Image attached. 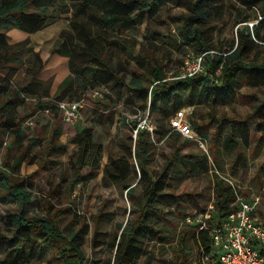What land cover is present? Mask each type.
<instances>
[{
	"label": "rangeland",
	"instance_id": "374dc122",
	"mask_svg": "<svg viewBox=\"0 0 264 264\" xmlns=\"http://www.w3.org/2000/svg\"><path fill=\"white\" fill-rule=\"evenodd\" d=\"M209 1L213 6L211 17L198 26L207 46L218 51L224 43L236 39V28L240 25L235 24V17L240 2ZM37 2L41 9L31 6L27 12L37 11L46 20L47 25L38 32L25 34L0 22L3 41L0 42V171L8 172L14 161L24 158L16 170V179H21L24 171L28 174L26 186L32 199L24 208L27 216L53 218L64 234L78 236L86 264H113L115 238L126 222L137 216L148 183L139 180L136 160L125 150L133 136L130 123L148 117L155 127L150 136L149 177L169 163V178L156 203L157 211L135 238L140 252L126 264H199L200 244L193 236L196 220L188 224L185 219L197 218L213 204L215 175L231 181L240 198L258 197L256 216L264 223V147L258 148L253 143L246 155L247 166L234 176L230 170V151L221 148L219 123L212 121L226 117L247 122L253 139H258L255 108L264 103V86L252 87L243 77L244 85L237 92L235 103L202 105L192 112L181 109L190 123L194 121L201 127L203 147L178 135L167 136L170 120L164 121L148 108H141V92L155 84L151 70L161 67L166 80L171 81L200 57L180 40V16L189 13L192 0H162L153 14H144L135 27L126 30L102 22L108 14L120 17L133 14L126 8L108 10L107 0H88L86 4L83 0ZM83 31L88 33L93 47L104 54L110 67L119 70L121 84L106 81L104 74L89 68L98 65L85 56ZM53 48L56 49L52 51ZM4 57H9L8 61ZM136 57L147 58L150 64H137ZM262 61L264 53L257 59ZM42 65L41 73L35 76ZM204 71L201 75L207 77ZM220 76L217 73L212 83L220 85ZM134 80H138V87L132 84ZM50 100L54 103L49 108H37L39 102L49 104ZM58 101L79 102L82 106L79 119L65 122L56 108ZM6 120L17 126L10 128ZM56 129L60 134L53 144L60 149L49 150ZM88 137L102 148L99 168L92 175L86 167L75 166L79 141ZM110 157L121 158L135 169L137 179L132 186L135 199H128L124 189L111 179L109 185H104ZM204 160L207 171L198 164ZM20 210L17 202L0 201V227L4 226L5 211ZM186 233V242L181 244L180 239ZM68 249L62 245L54 256V249L47 247L34 260L18 264H78L64 260ZM200 260L201 264H207L202 257ZM0 264L13 263L0 256Z\"/></svg>",
	"mask_w": 264,
	"mask_h": 264
},
{
	"label": "trees",
	"instance_id": "16d2710c",
	"mask_svg": "<svg viewBox=\"0 0 264 264\" xmlns=\"http://www.w3.org/2000/svg\"><path fill=\"white\" fill-rule=\"evenodd\" d=\"M162 0H107L110 11L115 8H126L129 12H133L128 17H120L108 14L102 19L105 25H116L118 29L126 30L136 26L139 19L144 14H153ZM88 0H83L86 4ZM241 5L248 9H256L259 12L260 21L256 26L250 28L244 25L242 28H236V39H232L228 43H224L218 51H214L207 46L201 27L198 26L201 22H206L210 19L213 6L209 0H192L187 15L180 16L182 27L180 28V40L184 45L191 48L197 56H202L203 71L206 70L207 77H203L197 73L191 77L176 78L167 81L164 77L161 67H156L151 70L153 77V87L145 88L141 92V108L149 109L153 113L160 115L166 121L171 120L177 112L181 111L184 106L185 97L190 93L187 101L192 102L198 97V86L204 87L201 97L204 98L213 96H223L232 98L234 95V82L239 72L264 71V64H256L254 62L244 61L253 49L256 41L264 39L260 36V31L264 29V0H240ZM41 9V4L37 0H0V22L12 25L20 32L25 34L36 33L45 28L46 20L39 13H28L27 7ZM260 7V8H259ZM45 11V9H44ZM39 12V11H38ZM235 17V24L247 23V17ZM62 34V33H61ZM60 34V35H61ZM86 40V48L84 49L85 56L91 62H95L98 66L89 67L90 69L104 74L108 80L118 81L121 84L118 69L110 67L101 51H97L93 47L92 41L86 31H83ZM2 35H0V42ZM4 44V43H3ZM6 46V45H4ZM56 48H53L55 50ZM39 54L36 55L37 63L40 62ZM147 58L136 57L137 64H150ZM89 61V60H88ZM36 63V64H37ZM90 63V62H89ZM100 67V69H97ZM150 67V65H149ZM43 69V65L39 67L35 76H38ZM205 72V71H204ZM219 73L220 85L213 84L212 79ZM34 76V77H35ZM108 83V82H105ZM31 84V83H30ZM28 84V86L30 85ZM136 87L139 86L138 80L132 81ZM19 97L20 94L16 93ZM150 105L147 106V103ZM54 103L53 100L48 103L39 102L37 108L50 107ZM55 110H57L55 108ZM10 128L16 127V123L5 121ZM137 121L130 123L131 131L136 129ZM170 124V121H169ZM193 130L199 135V128L191 123ZM264 130V129H262ZM59 130H53L54 136L51 140L52 150L60 148L53 143L59 136ZM169 135H179V133L171 128L165 132ZM150 134L147 131H138L135 140L131 136L129 143L125 146L126 153L129 157H134L139 173V180H148L147 189L144 201L139 204V212L137 216L128 220L121 230V234L116 236L115 254L113 264H126L132 259L136 252H140V248L136 244L135 238L142 228L146 225L155 213L156 203L167 186L166 180L168 177L169 163H166L162 170L149 177L147 164L149 163L150 155ZM203 138L202 135H199ZM80 142L79 152L75 163L76 168L81 169L86 167L89 175L97 172L99 168V159L102 148L100 145H95L90 137L83 138ZM24 158L20 157L12 163L8 172L0 171V201L2 203L17 202L21 206L20 211H5L2 217V225L0 227V256H4L13 264H18L21 261H32L37 254L44 248L51 247L54 249V256L57 254V249L62 245L69 247L66 254L63 256L65 261L77 262L78 264H86L85 257L81 250V244L78 236L70 237L63 233L59 228L57 221L53 218L42 216H27L24 213V208L31 203V193L27 188L28 174L24 171L21 179H16V170L22 166ZM202 170L206 171V165H200ZM109 179L116 186L124 189L126 197L130 200L135 199L133 184L136 181V171L127 161L121 158L110 157L109 165L105 169L103 177L104 185H109ZM236 195L232 188L222 179L214 181L213 186V212L211 220L205 221L207 229L220 224L230 214L235 212ZM134 212V211H133ZM206 213L204 211L202 214ZM194 238L200 244V253H198V262L201 264L200 257L204 259L211 249V241L207 229H199L200 225L196 226ZM187 239L183 236L180 239L181 244H185ZM213 264V263H207ZM215 264V263H214Z\"/></svg>",
	"mask_w": 264,
	"mask_h": 264
},
{
	"label": "built area",
	"instance_id": "2783aa9c",
	"mask_svg": "<svg viewBox=\"0 0 264 264\" xmlns=\"http://www.w3.org/2000/svg\"><path fill=\"white\" fill-rule=\"evenodd\" d=\"M202 56L197 57L187 71L176 78L191 77L203 71ZM175 78V79H176ZM81 105L79 102L58 101L56 108L62 112L63 120L67 123L79 119ZM154 126L148 117L137 120L136 129L133 131L135 140L137 132L147 131L150 135L154 133ZM170 128L179 133L183 138L196 141L202 147L205 140L200 137L192 128L191 123L186 119L185 112L179 111L170 120ZM236 195L235 212L225 218L220 224L207 229L206 220H211L213 205L211 204L204 214L197 218L187 217L185 221L200 225L199 229H207L211 249L209 254L204 257L206 263L215 264H264V223H261L256 216L259 198L253 197L251 200L240 198L231 181L225 180Z\"/></svg>",
	"mask_w": 264,
	"mask_h": 264
},
{
	"label": "crops",
	"instance_id": "0c3cea01",
	"mask_svg": "<svg viewBox=\"0 0 264 264\" xmlns=\"http://www.w3.org/2000/svg\"><path fill=\"white\" fill-rule=\"evenodd\" d=\"M240 2V0H239ZM260 8V7H259ZM239 16L241 18L247 17V23H241L239 24L238 28H242L244 25H248L250 28L253 26H256L258 22L260 21L259 12L256 9H248L241 5L239 3ZM237 14V16H238ZM260 36L264 37V29L260 31ZM264 53V39H261L259 41H256L255 45L253 46V49L251 50L249 56L244 59L248 62L251 55L254 57L251 60V63L254 62L256 64H264V61L257 62L258 56ZM9 57H4V60L8 61ZM4 61V62H7ZM11 68V66L9 67ZM17 72V71H16ZM14 73V72H12ZM243 77H246L247 80L245 81L250 86H264V71H251V72H239L236 76L235 82H234V95L232 98H225L223 96H213L210 98L208 95L204 98L201 97V93L204 87L198 86V97L195 98L192 102L189 103L187 101L189 99L190 93L186 94L185 97V104L181 109L185 110H194L196 107L202 106V105H209V106H220V105H228L231 103H235L236 99L238 97L237 92L242 88L244 85ZM31 83V82H29ZM1 86V85H0ZM185 112V111H184ZM192 112V111H191ZM192 114V113H191ZM190 114V115H191ZM255 118H256V125H255V132L260 137L258 139H253L252 137V129L251 126L244 121H239L236 119H229V118H221V119H213V122H218L217 129L219 130V134L222 138L223 146H221L222 150L230 151L231 158H230V170L232 175H237V173L245 168L247 166V159L246 155L247 152L251 149L252 144H256L259 148V146L262 145L264 147V103H261L257 105L255 108ZM185 117L187 118V113L185 112ZM168 121V120H166ZM196 127L199 128V135L201 134V127L197 125L194 121H191ZM203 136V135H202ZM198 162V161H197ZM198 164H205L206 165V171H207V163L206 161H200ZM205 171V170H203ZM215 174H218V172L215 170ZM219 179L218 175H215L214 181ZM212 214V213H211ZM199 216V215H198ZM212 216V215H211Z\"/></svg>",
	"mask_w": 264,
	"mask_h": 264
}]
</instances>
